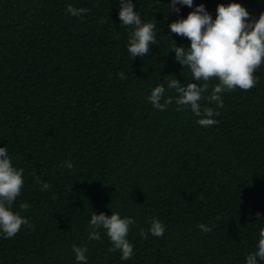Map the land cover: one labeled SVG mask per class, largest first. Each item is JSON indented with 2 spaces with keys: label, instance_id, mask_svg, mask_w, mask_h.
<instances>
[{
  "label": "trees",
  "instance_id": "trees-1",
  "mask_svg": "<svg viewBox=\"0 0 264 264\" xmlns=\"http://www.w3.org/2000/svg\"><path fill=\"white\" fill-rule=\"evenodd\" d=\"M133 3L142 22L156 24V44L131 59L120 0H0V147L24 169L11 210L31 225L0 234V264H79L73 245L87 248V264H245L255 250L264 227V64L251 90L221 93L223 107L199 102L219 113L210 127L188 106L160 111L147 98L160 84L175 98L170 79L194 82L170 51L190 42L168 24L200 4L213 19L229 3L256 18L264 0H193L179 12L170 0ZM68 5L89 11L72 16ZM209 83L204 96L218 81ZM93 213L134 220L129 260L108 250L103 229L88 239ZM153 219L165 226L161 237L149 232Z\"/></svg>",
  "mask_w": 264,
  "mask_h": 264
},
{
  "label": "clouds",
  "instance_id": "clouds-1",
  "mask_svg": "<svg viewBox=\"0 0 264 264\" xmlns=\"http://www.w3.org/2000/svg\"><path fill=\"white\" fill-rule=\"evenodd\" d=\"M171 7L176 12V5L193 7V0H170ZM133 0H120L118 18L124 26H130L132 31L128 36L127 50L133 57H144L150 51V45L156 44L155 28L153 22H142L140 15L134 11ZM67 13L72 16H83L89 10L87 8H74L67 6ZM170 33L186 38L190 46L185 49L177 47L174 42L170 50L175 53V60L183 67L190 69L191 83H181L170 79L167 83L168 89L177 93L175 98L169 96L164 98L165 87L163 84L154 87L148 96V102L160 111H164L173 102L181 107L188 106L192 113L199 119L196 123L201 127H210L218 123L213 117L219 113L211 108L201 109L202 99L214 102L218 107H223L221 93L231 92L235 89L243 91L251 90L257 83L254 73L264 64V12L258 17L250 18V14L240 3L218 4L215 19L205 10L203 4L197 5L189 12L186 18L178 19L168 24ZM121 78L123 74L121 73ZM217 80L218 83L211 87L210 81ZM203 81L202 84L197 83ZM163 100V103L161 101ZM65 167L71 169V162ZM24 169L13 167L5 147H0V234L5 238L14 237L22 226L31 227L29 221L14 213L11 209L14 201L21 194L24 186ZM40 183L39 179L36 181ZM49 185L44 183L42 190H47ZM21 211L27 210L29 205L21 203ZM259 216V213H257ZM134 224L132 218H122L117 213L110 216L104 213L91 215L89 225V240H100V232L106 233L111 247L108 249L120 253L121 260H129L133 255V245L127 239L130 226ZM203 232L208 233L212 228L205 224L197 225ZM165 226L156 219L150 222L149 232L154 237L164 234ZM145 236L144 231L140 233ZM72 251L79 264H87L86 247L73 245ZM264 261V227L259 229L258 241L255 250L246 257L245 264H258Z\"/></svg>",
  "mask_w": 264,
  "mask_h": 264
}]
</instances>
